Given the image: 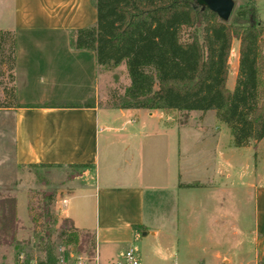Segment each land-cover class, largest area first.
Wrapping results in <instances>:
<instances>
[{
  "label": "crops",
  "instance_id": "0c3cea01",
  "mask_svg": "<svg viewBox=\"0 0 264 264\" xmlns=\"http://www.w3.org/2000/svg\"><path fill=\"white\" fill-rule=\"evenodd\" d=\"M96 20L95 0H0V30L15 34L16 68L11 87L21 105L0 110L9 116L15 167L81 168L77 188L72 186L75 178L64 184L63 199L69 207H62V214L78 229L91 232L97 248H108L106 256L112 259V251L119 246L130 245L141 235L160 233L147 227L145 206L152 193L155 197L170 189L177 197L181 190L182 126L174 110L101 106L103 71L96 54L71 46V34L94 26ZM5 96L13 102L11 96ZM91 99L93 107L59 105ZM193 126L206 127L199 122ZM102 136L108 150L104 154ZM118 138L124 140L123 147L114 152L112 143L119 142ZM218 175L223 176V171ZM256 183L249 180L246 187L254 191V261L261 263L264 184ZM216 185L212 186L219 187ZM218 189L224 193L223 188ZM84 206H89V216L81 213ZM217 259L230 261L221 254Z\"/></svg>",
  "mask_w": 264,
  "mask_h": 264
},
{
  "label": "rangeland",
  "instance_id": "374dc122",
  "mask_svg": "<svg viewBox=\"0 0 264 264\" xmlns=\"http://www.w3.org/2000/svg\"><path fill=\"white\" fill-rule=\"evenodd\" d=\"M246 1L235 0L233 13ZM256 1L258 19L264 25V0ZM262 40L264 52V35ZM239 56L240 41L235 38L229 60L231 90L238 77ZM7 68L0 66V109L9 102L5 95L12 85ZM102 77L100 104L113 106L130 84L126 64L103 71ZM174 117L182 126L180 184L192 183L194 187H181L177 197L170 189L147 197L146 225L160 233L141 235L134 243L113 250V258L108 259V248H97L91 232L78 229L62 214V207H69L63 199L64 184L75 178L72 186L77 188L81 168L15 167L9 116L0 110V203L14 199L17 204L16 241L13 245H0V264H45L49 250L54 252L56 264L61 259L62 264H78L79 258L86 264H95L96 259L99 264H124L128 249L135 251L140 264H264V258L261 263L254 261L255 199L253 189L246 187L249 180L264 184V142L235 147L229 127L217 118L215 111H193L192 116L176 112ZM189 117L192 119L185 124ZM197 122L204 123L205 129L193 126ZM118 141L112 143L114 152L123 147L124 140ZM100 143L101 154L108 152L103 136ZM46 193H51L52 198L47 199ZM83 211L89 216V206H84ZM218 254L230 261L222 263Z\"/></svg>",
  "mask_w": 264,
  "mask_h": 264
},
{
  "label": "trees",
  "instance_id": "16d2710c",
  "mask_svg": "<svg viewBox=\"0 0 264 264\" xmlns=\"http://www.w3.org/2000/svg\"><path fill=\"white\" fill-rule=\"evenodd\" d=\"M256 3L247 0L223 21L213 11L197 6L195 0H95L96 24L75 30L71 46L94 51L102 71L126 64L130 84L114 107L215 111L229 127L234 146L249 147L264 139V25L258 19ZM235 38L240 41L239 70L231 90L229 60ZM3 65L14 82L16 42L9 30H0ZM8 95L13 102L5 107H21L14 87ZM59 105L93 107L95 101ZM45 196L52 198L51 193ZM0 205V245H13L16 200L4 199ZM56 263L49 250L45 264Z\"/></svg>",
  "mask_w": 264,
  "mask_h": 264
},
{
  "label": "water",
  "instance_id": "95a60500",
  "mask_svg": "<svg viewBox=\"0 0 264 264\" xmlns=\"http://www.w3.org/2000/svg\"><path fill=\"white\" fill-rule=\"evenodd\" d=\"M195 3L203 9L213 11L223 21L231 18L235 8V0H195Z\"/></svg>",
  "mask_w": 264,
  "mask_h": 264
},
{
  "label": "built area",
  "instance_id": "2783aa9c",
  "mask_svg": "<svg viewBox=\"0 0 264 264\" xmlns=\"http://www.w3.org/2000/svg\"><path fill=\"white\" fill-rule=\"evenodd\" d=\"M63 262L64 259H61V261H58V264H62ZM95 262V264H99L98 259H96ZM78 264H86V262L82 258H79ZM124 264H140L139 258L133 249H128L126 251L124 255Z\"/></svg>",
  "mask_w": 264,
  "mask_h": 264
}]
</instances>
